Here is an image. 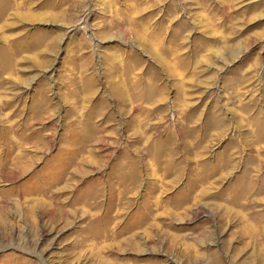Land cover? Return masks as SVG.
Here are the masks:
<instances>
[{
  "label": "rangeland",
  "instance_id": "obj_1",
  "mask_svg": "<svg viewBox=\"0 0 264 264\" xmlns=\"http://www.w3.org/2000/svg\"><path fill=\"white\" fill-rule=\"evenodd\" d=\"M9 3L0 264H264V0Z\"/></svg>",
  "mask_w": 264,
  "mask_h": 264
},
{
  "label": "bare ground",
  "instance_id": "obj_2",
  "mask_svg": "<svg viewBox=\"0 0 264 264\" xmlns=\"http://www.w3.org/2000/svg\"><path fill=\"white\" fill-rule=\"evenodd\" d=\"M10 1V6H12V4H11V0H9ZM245 194H247V193H245ZM242 195V194H241ZM239 196V197H242V196ZM250 198V196H249V194L248 195H244L243 197H242V199L244 200V201H246V200H248ZM237 199V198H236ZM241 199V198H240ZM256 201L255 202H257V199H255ZM262 200H264V193H262V197L260 198V201H262ZM260 201H258V202H260ZM263 202V201H262ZM250 207V206H249ZM122 217V216H121ZM120 220V219H119ZM116 221V220H115ZM262 228V227H261ZM263 230V229H262ZM109 231V230H108ZM254 232V231H253ZM258 233V232H257ZM261 233V232H260ZM264 233V232H263ZM263 235V234H262ZM256 236V235H255ZM105 238H108V234H106V237ZM126 241H128V240H126Z\"/></svg>",
  "mask_w": 264,
  "mask_h": 264
}]
</instances>
